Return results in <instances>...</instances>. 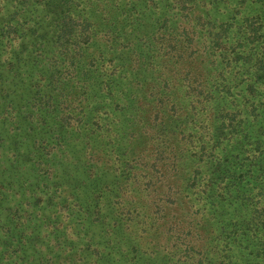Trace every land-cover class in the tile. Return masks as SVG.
<instances>
[{"label": "trees", "instance_id": "16d2710c", "mask_svg": "<svg viewBox=\"0 0 264 264\" xmlns=\"http://www.w3.org/2000/svg\"><path fill=\"white\" fill-rule=\"evenodd\" d=\"M189 1L172 0L180 19L189 17ZM209 2L214 7L210 13H199L182 25L170 24L167 16L149 24L146 12L135 17V0H0V151L19 157L17 148L23 144L9 132L22 129L30 118L34 121L38 112L50 129L59 127L74 136L69 149L83 147L75 170L84 167L80 160L91 148L110 158L109 169L118 171L119 178L135 171L124 142L147 125L148 105L158 102L157 116L168 108L190 115L189 130L179 134L188 144L201 142L199 162L207 159V166L212 164L205 170L198 166L184 185L207 210L209 216L202 213L200 225L208 234L210 224V233L199 245L175 242L170 250L175 254L167 256L173 264H264V0ZM201 33L208 53L203 60L195 46ZM99 39L115 52L110 59L104 51L86 55ZM30 41L32 47L25 48ZM40 61L46 69H40ZM77 94L82 104L68 106V113L59 116L60 104L72 95L76 100ZM138 99L144 102L140 106ZM159 127L144 137V143L149 138L155 142L153 165L168 160L177 166L185 156L171 144L177 132L168 123ZM32 131V136L38 134L34 126ZM153 162L143 164L142 171ZM42 164L50 165L45 160ZM53 168L45 169L52 173ZM88 172L92 183L85 188L68 183L79 195L97 197L111 184L100 179L104 176L94 166ZM134 204L122 218L135 229V238L125 237L116 220L100 240H95L90 225L101 220V208L97 203L80 204L85 215L68 243L69 254L80 258L79 264L89 261L86 258L94 264H147L138 253L139 242L156 218L147 205ZM1 228L6 238L0 242L16 259L8 263L3 256L0 264H22L26 255L21 239H14L12 226ZM162 231L168 230L157 228L149 238L156 242ZM89 249L96 259L84 255Z\"/></svg>", "mask_w": 264, "mask_h": 264}, {"label": "rangeland", "instance_id": "374dc122", "mask_svg": "<svg viewBox=\"0 0 264 264\" xmlns=\"http://www.w3.org/2000/svg\"><path fill=\"white\" fill-rule=\"evenodd\" d=\"M202 2H206V5ZM171 3L172 0H135L137 5L135 17L143 16L146 12L149 24L151 21L156 24L157 18L167 16L170 19V24L182 21V25H184L186 21L193 20L199 13L207 14L214 9L209 0L189 1L187 4L190 14L185 20L178 17V10L170 5ZM103 39L105 41V38ZM18 41L16 40L15 43L17 44ZM104 41L99 39L94 48L86 51V55H96L104 51L106 54L109 53L106 60L113 57L115 52ZM195 41L197 56L203 60L208 57V53L205 52L204 35L201 33ZM31 47V41L25 44V48L30 49ZM37 53V56L45 60L40 56V51ZM200 59H197V62L204 64ZM205 65L209 67L208 62H205ZM39 66L40 69H46L47 65L45 61H40ZM76 98L75 100L72 95L67 101L60 104L59 116L68 113L70 110L68 106L76 107L82 104V98L78 94ZM137 103L140 106L144 102L142 99H138ZM153 104L154 106L148 105L146 108L148 110L147 125L142 126L134 137H129L124 142V150L132 152L129 163L133 165L135 171L133 169L130 172L126 171L119 178L116 177L118 171L112 172L109 169L110 158L104 156L101 151H92L91 148L83 155L84 160H80V165H84V167L75 170L74 164L82 156L83 147L75 148V150L69 149L68 146L74 142V136L67 135L59 127L58 131L50 129L48 125L41 122L42 118L38 112L36 113L39 116L36 113L32 116L34 121L30 118V122H25L22 129H12L9 132L12 139L18 140L23 145L22 149L17 148V151L20 152L18 151L19 157L16 159L12 152L0 151V153H4L0 155V158L4 160L3 164L0 163V179L3 181L0 184V226H12L14 239H21L22 254L26 255V260H23L22 264H79L78 260L81 259L69 254L68 243L74 241L76 236L73 233L83 223L85 213L80 204L86 207L87 204L97 203L101 208V220H96L94 226L90 225L95 240L96 238L100 240L103 234L114 226L116 220L120 222V230L122 229V234L125 237L127 235L135 238L133 235L135 229L125 225V220L122 217L127 214L128 208L134 207V201L147 205L156 218L151 231L147 233L148 235L145 233L139 242L142 249L138 253L142 254L147 264H173L175 261L167 255L172 253L170 250L175 242L199 245L209 235L210 224L206 223L209 228L208 234H205L206 232L201 229L202 213L206 217L209 214L203 205L198 204L200 200L197 194L193 193L192 189L186 188L184 184L198 166L201 168L203 166L205 170L212 163L210 161L207 166V159L199 162L197 151L201 142L195 145L188 144L182 140L179 134V130H189L192 124L191 116L175 114L170 108L165 109L163 115L157 116L158 102ZM129 115L125 116L126 119ZM71 120L75 121V118L71 117ZM53 121L57 122V120ZM162 122L170 124L172 131L177 132L171 141L173 148L179 153L182 151L185 153V156L181 155L182 159L177 166L170 165L168 160L163 163L159 160L156 165H153L155 142L149 138L144 143V137L154 135L156 130L158 132ZM33 126L35 132L38 133L34 136H32ZM58 137L60 141L56 150ZM11 138L8 139L9 143H12ZM62 138L63 141L60 143ZM179 149L182 151L180 152ZM111 159L116 158L112 157ZM43 160L50 165H43ZM151 162H153L151 167L153 169L142 171L143 164L147 165ZM51 165H54L52 173H47L46 169ZM91 166H94V170L99 175L104 176L100 179L111 185L107 189L104 188L101 195L97 197L95 195L84 197L76 192L72 183L68 182H77V185L85 188L89 183H92L91 172H88ZM84 170L85 173H83ZM147 185L150 188L146 187ZM118 192L119 195H117ZM50 206L52 208H49ZM1 227L0 239L6 238ZM157 228L168 231H162L157 241L154 242V239L149 236L150 233L154 235ZM26 241H32L33 244H27ZM1 242L0 259L3 260V256H5L8 263L13 262L16 256L5 252L6 247ZM26 248L28 249L25 251ZM86 252L84 255L88 254L96 259L92 249L86 250ZM173 254L175 252L171 256ZM19 259L21 258L19 257L18 261ZM86 259L89 261H85V264H94L91 259Z\"/></svg>", "mask_w": 264, "mask_h": 264}]
</instances>
